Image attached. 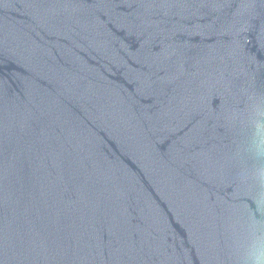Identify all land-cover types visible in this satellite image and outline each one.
Wrapping results in <instances>:
<instances>
[{
  "label": "water",
  "instance_id": "1",
  "mask_svg": "<svg viewBox=\"0 0 264 264\" xmlns=\"http://www.w3.org/2000/svg\"><path fill=\"white\" fill-rule=\"evenodd\" d=\"M264 261V0H0V264Z\"/></svg>",
  "mask_w": 264,
  "mask_h": 264
},
{
  "label": "clouds",
  "instance_id": "2",
  "mask_svg": "<svg viewBox=\"0 0 264 264\" xmlns=\"http://www.w3.org/2000/svg\"><path fill=\"white\" fill-rule=\"evenodd\" d=\"M256 264H264V261H262L259 257H257Z\"/></svg>",
  "mask_w": 264,
  "mask_h": 264
}]
</instances>
